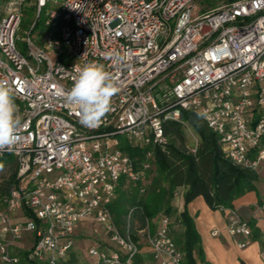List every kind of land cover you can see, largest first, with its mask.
Listing matches in <instances>:
<instances>
[{"label":"built area","instance_id":"obj_1","mask_svg":"<svg viewBox=\"0 0 264 264\" xmlns=\"http://www.w3.org/2000/svg\"><path fill=\"white\" fill-rule=\"evenodd\" d=\"M205 1L62 0L46 12L56 33L38 45L33 23L25 55L17 46L24 5L39 19L57 0H0V79L24 125L17 144L0 150L17 165L0 204V264H71L89 228L90 264H141L144 241L153 264H187L173 217L133 227V208L121 228L111 211L123 181L146 193L155 161L147 150L137 166L126 148L165 147L166 127L187 125L182 112L200 115L235 165L264 172V0H215L201 13ZM113 53L127 58L114 64ZM89 61L104 63L119 87L97 127L83 125L61 94ZM217 210L237 246H249L250 224L233 208Z\"/></svg>","mask_w":264,"mask_h":264},{"label":"trees","instance_id":"obj_2","mask_svg":"<svg viewBox=\"0 0 264 264\" xmlns=\"http://www.w3.org/2000/svg\"><path fill=\"white\" fill-rule=\"evenodd\" d=\"M182 118L199 137L198 150L192 152L185 142L181 125L175 123L166 127L169 143L165 147L154 146L145 150L127 147V152L136 160L137 166L144 160L147 150L154 152L155 169L164 177L167 188H158L155 182L151 186V192L139 197V187L132 186V193L127 194L123 181L111 211L115 222L122 228L129 211L137 208L132 226L137 224L139 228H144L146 219L152 220L162 212L171 216L170 203L175 193L185 190L184 210L176 219L182 229L177 244L185 253V262L197 264L196 256H202L201 238L187 210L188 205L196 198L202 197L212 209H217L218 206L232 208L235 200L253 190V184L258 180L259 174L251 168L235 165L224 152L219 137L207 127L200 115L182 112ZM4 172H7V177L0 183V199L9 192L15 180L16 163L7 161L5 166L0 167V173Z\"/></svg>","mask_w":264,"mask_h":264},{"label":"crops","instance_id":"obj_3","mask_svg":"<svg viewBox=\"0 0 264 264\" xmlns=\"http://www.w3.org/2000/svg\"><path fill=\"white\" fill-rule=\"evenodd\" d=\"M253 185V190L235 200L232 207L252 228L251 244L245 249H240L226 230V213L212 209L202 197L188 205L187 210L201 238L202 256H196L197 264H264V211L260 207L264 202V172ZM184 191L179 190L174 199L177 217L184 210ZM177 230H182L180 225ZM217 230L219 235L214 236Z\"/></svg>","mask_w":264,"mask_h":264},{"label":"clouds","instance_id":"obj_4","mask_svg":"<svg viewBox=\"0 0 264 264\" xmlns=\"http://www.w3.org/2000/svg\"><path fill=\"white\" fill-rule=\"evenodd\" d=\"M126 58L127 54L113 53L109 59L117 64ZM75 71L71 88L61 94L83 125L97 127L111 110L112 98L119 91L116 78L106 70L104 63L95 61L76 66ZM22 120L12 86L8 80L0 79V150L10 149L20 140Z\"/></svg>","mask_w":264,"mask_h":264},{"label":"rangeland","instance_id":"obj_5","mask_svg":"<svg viewBox=\"0 0 264 264\" xmlns=\"http://www.w3.org/2000/svg\"><path fill=\"white\" fill-rule=\"evenodd\" d=\"M62 0H57L56 3H49V5L47 6V8H45L42 11V15L41 18L37 19V13L36 10L34 8V6L32 4H30V2H27L24 5V17H23V21H22V25L18 31V36L19 39L17 40V46L18 49L25 55H27V44L24 41L25 38H27L28 36V32L30 31L31 25L35 22H37V25L34 29V31L32 32V37L35 40V42L38 45L43 46V38L46 34L50 33L51 31H54L56 33V30L52 29L51 27L46 25V20H47V16H46V12L50 11V10H60V4H61ZM219 4V2L212 0V1H205V2H201L199 5V10L201 13H204L212 8L217 7ZM3 10H4V5L0 2V17L3 16ZM63 62L65 63L66 61L63 60ZM181 132L184 135V139L185 142L187 144V146L189 148H192L193 146H195L196 140H198L200 142L199 137L197 136V134L195 133V131L187 124V125H181ZM14 157L11 155H5V157L0 160V167H3L6 165L7 161H14ZM6 174L7 172L4 173H0V183L3 182L6 179ZM155 182H157V187L161 188V189H166L167 188V184L164 180V177L155 169V165H152L151 170L148 173L147 176V181H146V185H147V190L146 193L144 195H140L139 197H143L147 194V192H151L152 191V185L155 184ZM157 188V189H158ZM133 190V187L130 185H127L124 187V191L127 192V194H131ZM127 197V196H126ZM148 198L150 199L151 196L149 195ZM175 199V197H174ZM174 199L171 201L170 206H171V210H172V214L171 217L176 218L177 214H176V210L173 206V203L175 202ZM2 199H0V204H1ZM164 213H160L159 215H157L155 218H153L152 220V225L153 224H157L158 223V217L163 215ZM179 217V216H178ZM177 217V218H178ZM176 220V219H175ZM86 231V230H84ZM84 231H80V235L82 233H84ZM91 229L89 228L87 233H85V236H77V246L75 247V249L73 250V253L71 255V264H90L91 262V257L88 253L89 247L92 246V244L94 243V236L91 235ZM175 242L178 243L181 235L179 233V230H175L173 233ZM145 241L142 242V247H143V253L141 255V264H153V262L151 261L147 248V245H145ZM179 246V244H177ZM180 248V246H179ZM148 252V253H147Z\"/></svg>","mask_w":264,"mask_h":264}]
</instances>
